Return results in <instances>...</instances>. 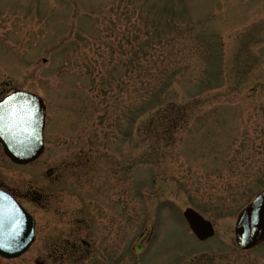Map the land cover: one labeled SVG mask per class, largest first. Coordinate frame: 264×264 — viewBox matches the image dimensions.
Returning <instances> with one entry per match:
<instances>
[{
	"label": "rangeland",
	"instance_id": "374dc122",
	"mask_svg": "<svg viewBox=\"0 0 264 264\" xmlns=\"http://www.w3.org/2000/svg\"><path fill=\"white\" fill-rule=\"evenodd\" d=\"M0 83L46 103L45 153L25 170L69 155L62 142L117 160L133 264H264V243L243 252L233 237L264 186V0H0Z\"/></svg>",
	"mask_w": 264,
	"mask_h": 264
},
{
	"label": "flooded vegetation",
	"instance_id": "af4514ba",
	"mask_svg": "<svg viewBox=\"0 0 264 264\" xmlns=\"http://www.w3.org/2000/svg\"><path fill=\"white\" fill-rule=\"evenodd\" d=\"M14 89L0 83V99ZM59 148L69 155L43 159L48 167L40 175L10 163L0 148V195L34 220L31 245L16 259L1 258L3 264H120L117 160L85 142H62ZM145 235L147 230L140 238Z\"/></svg>",
	"mask_w": 264,
	"mask_h": 264
},
{
	"label": "water",
	"instance_id": "95a60500",
	"mask_svg": "<svg viewBox=\"0 0 264 264\" xmlns=\"http://www.w3.org/2000/svg\"><path fill=\"white\" fill-rule=\"evenodd\" d=\"M43 104L29 94L13 92L0 101V144L12 161L25 164L42 150ZM183 217L199 240L212 235L210 224L191 210ZM235 243L239 249L252 247L264 235V190L238 217ZM32 239V221L21 209L0 212V256L17 257Z\"/></svg>",
	"mask_w": 264,
	"mask_h": 264
}]
</instances>
